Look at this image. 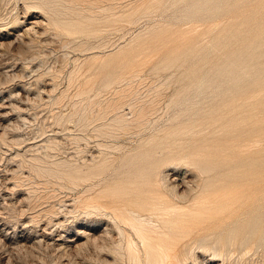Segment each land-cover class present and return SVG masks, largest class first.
Wrapping results in <instances>:
<instances>
[{"label":"rangeland","instance_id":"obj_1","mask_svg":"<svg viewBox=\"0 0 264 264\" xmlns=\"http://www.w3.org/2000/svg\"><path fill=\"white\" fill-rule=\"evenodd\" d=\"M0 264H264V0H0Z\"/></svg>","mask_w":264,"mask_h":264},{"label":"bare ground","instance_id":"obj_2","mask_svg":"<svg viewBox=\"0 0 264 264\" xmlns=\"http://www.w3.org/2000/svg\"><path fill=\"white\" fill-rule=\"evenodd\" d=\"M178 210V209H177ZM181 209H179V211H180ZM168 211H170V210H168ZM191 212V211H190ZM172 214V213H171ZM133 215H136V214H133ZM136 221V220H135ZM141 229V228H140ZM140 232V231H139ZM154 233V232H153ZM148 235V234H147ZM141 236V235H140ZM145 239V238H144ZM148 240V239H147ZM146 240V241H147ZM159 248V247H158ZM166 257V256H165ZM169 257V256H168ZM173 260V259H172ZM178 260V259H177Z\"/></svg>","mask_w":264,"mask_h":264}]
</instances>
